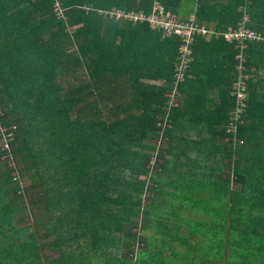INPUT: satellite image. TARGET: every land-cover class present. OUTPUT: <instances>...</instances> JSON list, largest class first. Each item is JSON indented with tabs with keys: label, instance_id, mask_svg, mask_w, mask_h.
Here are the masks:
<instances>
[{
	"label": "trees",
	"instance_id": "1",
	"mask_svg": "<svg viewBox=\"0 0 264 264\" xmlns=\"http://www.w3.org/2000/svg\"><path fill=\"white\" fill-rule=\"evenodd\" d=\"M197 1L207 27L224 31L245 9L246 25L264 33L261 0L221 7ZM113 7L147 13L151 2L0 0V123L12 134L8 148L0 143V264H123L122 254L136 264L155 243L157 264H264V155L249 156L242 135L248 97L264 86L263 43L243 49L239 143L227 132L234 44L197 37L193 57L220 51L214 78L198 84L187 77L181 105L168 107L177 37L98 12ZM209 81L222 94L211 109L203 94ZM164 116L166 139L157 146ZM161 177L173 191H159ZM222 193L224 206L201 207V199ZM172 197L198 200L195 210L209 218L188 224L184 234L185 224L155 223L154 216L177 219L185 210Z\"/></svg>",
	"mask_w": 264,
	"mask_h": 264
},
{
	"label": "built area",
	"instance_id": "2",
	"mask_svg": "<svg viewBox=\"0 0 264 264\" xmlns=\"http://www.w3.org/2000/svg\"><path fill=\"white\" fill-rule=\"evenodd\" d=\"M151 2V9L145 13L143 10H124L121 8H111L107 10H98L103 15H108L116 20H126L131 23L146 22L150 29L160 32L165 36H174L178 39L177 53L175 57V64L173 68V76L171 87L167 92L168 107H176L179 104L180 90L179 85L188 77V70L192 62V45L197 37L210 38L222 36L228 42L234 44L237 49L235 54V70L236 77L232 84V94L235 98V106L229 115V123L227 125V132L233 134L235 141L237 125L242 122V113L246 106V80L247 73L245 71V56L243 49L250 41L262 42L264 45V33L256 31L247 26L248 16L244 15L243 18L235 25H230L224 31L211 29L205 24L201 23L196 15L195 9L191 12L186 19H179L173 12L169 11L160 0H149ZM54 10L58 17L64 18L63 10L58 2L54 4ZM85 10L91 9L89 6H84ZM0 105V115H1ZM161 127L158 131L159 137L155 139L158 146L163 142L166 137L163 130L169 126L166 116L163 121L157 122ZM6 127L0 123V143L3 148H8L7 139H12L10 131H6ZM228 140V137H226ZM242 143V140H236ZM154 158L151 159L152 163Z\"/></svg>",
	"mask_w": 264,
	"mask_h": 264
},
{
	"label": "crops",
	"instance_id": "3",
	"mask_svg": "<svg viewBox=\"0 0 264 264\" xmlns=\"http://www.w3.org/2000/svg\"><path fill=\"white\" fill-rule=\"evenodd\" d=\"M226 1H231V0H207V3L211 6H217V7H221L222 5L226 4ZM165 3H168V5L166 6L167 9L171 12H173L179 19H186L187 16L193 12V9L197 6L198 1L197 0H164ZM261 6L259 8V11L262 15H264V0H261ZM219 5V6H218ZM122 9V8H121ZM133 10V9H132ZM244 12L246 16H248L246 10L244 9ZM258 12V9L256 11V14ZM198 18V17H197ZM199 20V19H198ZM201 22V21H200ZM202 23V22H201ZM205 24V23H203ZM230 26V25H228ZM226 26V27H228ZM211 29H215L214 27H209ZM262 33V32H261ZM162 35V34H161ZM163 36V35H162ZM162 36L160 38H162ZM212 38V37H210ZM210 38H207V40H209ZM202 57L199 58V56H197L196 58L192 56V63H191V67L189 75H188V79H191L194 83H200V81H203V79H213V68L216 66L215 65V60L220 58V51L219 50H203L202 51ZM235 77H236V71H235ZM202 79V80H201ZM150 83H155L158 84L160 83L159 80H149ZM205 86L203 87V94L207 97V109L208 108H212L214 103L220 98V96L222 95L220 93V91H218V87L213 86L211 84V82H204ZM181 92V91H180ZM230 93L232 95V86H231V90ZM183 94L181 93V96ZM249 99V104L247 106V117L246 120L244 122V129L242 130V135L243 138L246 142L250 143V147H249V156H251L252 158H254L255 156L258 158H263L262 155H264V86H260V87H255L254 92L252 93V95H250L248 97ZM181 104H179L180 106ZM235 140H238L237 136L235 137ZM223 141H227L226 137L224 138ZM196 152L194 150V148L192 149V151H188L187 155H195ZM262 154V155H261ZM172 159L173 157L171 156H166V159ZM218 173L215 174L214 177H217ZM160 185H159V191L162 192H167V191H171L173 188V185H170L171 183H169L168 181H165V179H163L162 177L159 179ZM209 186V184H208ZM224 187V186H223ZM222 187V191H224V188ZM173 191V190H172ZM219 189L217 190V192L219 193ZM165 195V194H164ZM221 199H220V195H218L216 200H204L201 199V207L203 208H219L220 207V203L221 206L225 204V199H224V193L221 194ZM155 199H159V201H163V195H158L156 196ZM168 201H170L171 203L174 204L175 207L177 208H185V210L183 211V213L181 214V216L179 218H175L173 216H169L168 218H164V217H155L153 218V221L155 223H160V224H175L176 222H178V224H185L183 226V230H181V232H183V234L186 232V230L188 229L189 226H187L188 224H192L196 221L199 220H207L209 217L205 214V212H198L195 209H197L199 206L197 204H199L198 200H193L192 198L186 199L184 198H169ZM221 201V202H220ZM197 203V204H196ZM171 205V204H169ZM200 205V204H199ZM230 205V203H229ZM155 206V204H154ZM187 209V210H186ZM190 209V210H189ZM204 213V215H203ZM183 219L185 221H183ZM188 220V221H186ZM176 231V229H175ZM158 233L149 231L148 232V236L150 235L151 238L153 239H157L158 237L159 239H164V236L159 234V236L157 235ZM165 235V234H164ZM157 243H155V245H153L154 250L151 251L148 248H146V251H148V253L153 252L147 259H142V258H138V263L136 264H157L160 263V259H156V254L155 252V247H156ZM166 246V245H165ZM175 250L177 251H183L184 249L182 247H179L177 244H173L172 245ZM161 248V246H160ZM124 251V248H122ZM122 249H121V254H122ZM156 249H158V246L156 247ZM165 249V248H164ZM154 255V257H153ZM191 257V260H193L192 256L193 254H189ZM158 256V254H157ZM153 257V260H152ZM122 260L126 261V263L123 264H132L130 263L129 258L122 254ZM162 263V260H161ZM162 264H167V263H162Z\"/></svg>",
	"mask_w": 264,
	"mask_h": 264
},
{
	"label": "rangeland",
	"instance_id": "4",
	"mask_svg": "<svg viewBox=\"0 0 264 264\" xmlns=\"http://www.w3.org/2000/svg\"><path fill=\"white\" fill-rule=\"evenodd\" d=\"M156 141H157V140H156ZM156 141H154V143H155ZM156 143H157V142H156ZM231 183H232V182H231ZM231 186L234 187V184H233V185L231 184ZM191 264H196V262L194 261V262L191 263Z\"/></svg>",
	"mask_w": 264,
	"mask_h": 264
}]
</instances>
